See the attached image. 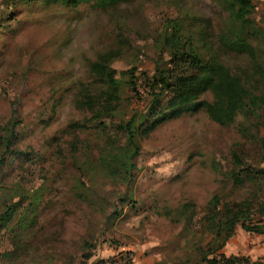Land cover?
<instances>
[{"label": "rangeland", "instance_id": "374dc122", "mask_svg": "<svg viewBox=\"0 0 264 264\" xmlns=\"http://www.w3.org/2000/svg\"><path fill=\"white\" fill-rule=\"evenodd\" d=\"M251 4L254 57L220 46L223 0H0V264H139L150 256L202 264L209 201L264 198V106L229 124L200 109L138 133L126 178L110 174L105 160L125 144L117 126L147 111L152 76L167 64L170 20L205 27L214 56L264 97V0ZM105 52L121 81L111 113L90 71ZM233 248L262 252L256 264H264V234L237 225L221 250Z\"/></svg>", "mask_w": 264, "mask_h": 264}, {"label": "trees", "instance_id": "16d2710c", "mask_svg": "<svg viewBox=\"0 0 264 264\" xmlns=\"http://www.w3.org/2000/svg\"><path fill=\"white\" fill-rule=\"evenodd\" d=\"M74 1L66 0L73 3ZM93 1L108 7L116 5L119 0ZM223 3L228 14L225 30L218 36L220 46L228 51L254 57L255 47L248 40L249 30L256 31L249 17L251 0H223ZM169 24L172 30L164 36L168 49L167 64L152 76L151 98L147 111L138 117V121L134 117L117 126L125 132V144L115 151L110 150L108 160H105L108 163V172L119 173L121 178H126L134 166L132 159L139 151L138 133L146 134L164 120L200 109H204L216 122L229 124L239 113H251L253 109L264 106V97L256 95L247 87L244 76L232 72L229 66L214 56L211 51L213 42L207 40L208 32L205 27L199 24L194 30L185 28L178 19L170 20ZM90 71L94 78L92 84L99 85L105 94L107 102L104 110L111 113L114 109L112 102L117 99L121 81L116 76V69L110 66L107 52L91 62ZM133 77L134 71L129 70L126 83L136 94ZM203 93H210L211 100L201 99L200 95ZM90 101L93 105V97ZM13 127L14 124L4 138V152L10 151L15 134ZM261 146L264 149V134ZM233 156L235 163L240 164L238 155L234 153ZM2 160L3 156L0 162ZM231 174L233 183H242L240 172L232 171ZM218 204L219 200L214 196L203 215V229L210 238L205 244L206 249H199V261L202 264H239L243 260L245 262L246 257L226 256L221 249L234 234L237 225L245 231L264 234V198L253 196L248 200L225 201L221 206ZM13 210L11 206L5 210V219L12 216ZM83 257L88 259L91 254H84Z\"/></svg>", "mask_w": 264, "mask_h": 264}, {"label": "crops", "instance_id": "0c3cea01", "mask_svg": "<svg viewBox=\"0 0 264 264\" xmlns=\"http://www.w3.org/2000/svg\"><path fill=\"white\" fill-rule=\"evenodd\" d=\"M234 249L235 248H233V252H228L227 253L225 250H221V252L224 253L226 256H230V255L242 256L243 255L250 261V264H256V261L260 260V259H257V258L261 257L259 255H261V253H262V252L261 253L258 252V250H253V251L242 250L240 253H238V251L234 250ZM262 256H264V254ZM154 261H155V258L150 256V257H147L146 260L142 259V261L139 264H154ZM134 264H137V263L135 262Z\"/></svg>", "mask_w": 264, "mask_h": 264}]
</instances>
